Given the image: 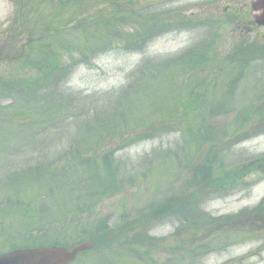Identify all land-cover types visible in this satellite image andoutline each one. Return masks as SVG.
<instances>
[{"label": "rangeland", "instance_id": "obj_1", "mask_svg": "<svg viewBox=\"0 0 264 264\" xmlns=\"http://www.w3.org/2000/svg\"><path fill=\"white\" fill-rule=\"evenodd\" d=\"M230 1L239 10L236 29L247 30L251 35L249 39H252L255 44V36L264 34V28H255L250 24L252 20H250L249 11L253 0H122L123 16L119 28H115L116 32L108 30L105 33L106 35L111 33L112 36L109 39L102 37V42L107 39L106 44L95 55L93 52L95 47L92 48V44L101 42L97 29L108 18L113 17L114 11L106 0H81L86 13H83L80 18L89 21L92 36L97 41L91 42L87 47V53L91 52L92 57L89 61L83 60V64L76 67L66 88L69 89V94L81 93L86 97L84 104L87 105L85 108L80 106L76 116L85 111L88 115L78 117L81 118L79 121L75 119L59 125L67 129L50 138L46 137L47 133L41 134L36 129L35 132L26 136L28 137L26 144L38 141L40 146L45 150L49 149L50 152H53L57 145L61 146L62 149L59 148L61 151L76 145L80 150V156L83 153L88 155L84 156L87 161L91 157L100 160L105 152L108 155L105 158H110L116 166L105 168L99 163L95 173L90 166L81 168L86 173H79L77 168L65 172L67 175L59 173L57 178L60 180H66L69 176L73 178L69 181H60L54 186L55 189L52 188V191L43 193L45 194L41 197L43 203L40 204L42 209L49 207V211L54 213L39 216L40 222L56 223L60 220L65 225L78 223L75 227L81 226L82 232L76 244L90 241L101 231L113 233L114 235L110 237L112 242L121 243V239L127 240L121 253L133 248L142 251L141 253L144 252V254L135 252L130 256L133 261L140 264H151V262L156 264H264V207H258L264 198V77L261 78L264 76V55L260 54L261 56H256L254 60L250 58L251 66L254 68L261 66L260 72L253 77L243 72L244 77L239 80L238 88L229 90L224 86H217L209 94L206 93L208 94L206 98L200 94L202 106L205 110L210 109L212 112H206L197 107L199 97L197 93L205 91L209 81L200 83L204 86L201 90L191 92L190 87L184 88L188 78L179 66L180 59L185 56L183 54L194 49L196 45L205 42H211V45L219 43L224 53L234 46L228 34L230 28H226L225 25L220 26L218 23L214 36L208 31L212 29L208 25L212 20L219 19L225 5ZM20 3L24 4L23 1ZM18 5L19 0H0V33L9 30L11 20L14 21L18 15ZM193 14L198 15L196 19L193 18ZM200 16L204 18L203 25L200 22ZM155 24L157 25L155 34L148 35L138 44L131 43L140 39L137 33L153 28ZM248 26L250 28H247ZM252 28L253 30H248ZM237 30L235 31L239 33ZM72 39L79 41L81 35L77 33ZM6 43V38L2 37L0 49H4L5 52L8 50L4 46ZM12 49L17 51V44ZM62 56L65 61L82 58L78 54L70 56L65 51ZM7 57H10V52ZM97 57L98 59H95ZM165 61L174 62L170 70L171 75L160 79L171 66ZM85 62L87 64L92 62L93 65L89 66ZM149 62L151 65L148 73L143 74L141 81L145 83L150 79L160 80L156 82L157 84L153 82L148 93L144 95L143 89H146L147 85H142L140 89L141 81L136 79V75ZM188 70V76L195 73V70L191 68ZM35 74L33 70L20 64H0L1 80L24 78V76L33 78ZM194 85H197L195 81L192 82L191 87ZM118 92H127V96L134 92L136 95L128 96L123 105L128 113V116L124 114V117L133 126V130L125 133L124 143H121V134L110 133L108 137L105 129H103L105 132L101 134L89 132L87 139L83 141L80 139L82 143H79L80 126L87 127L93 123L99 127L100 122L114 115V112L118 119L121 118V104L118 103L116 108H112L109 101L103 97V95ZM254 95L259 97L258 101ZM242 96L247 102L241 107L238 104ZM253 99L255 104L251 108L249 104ZM2 102L7 103L6 100ZM107 104L111 107L109 114L101 110ZM236 107L237 109L245 108L249 114V121L239 127L234 124L237 113L232 109ZM117 108H120L119 113ZM246 110L239 111V114ZM11 111V109H8L7 113L0 111L1 130L16 132L25 126H33L35 122L33 118L40 120L38 113L34 111L29 123L21 124L16 120L5 121L8 112ZM64 111L68 112L66 106L61 112ZM169 111L170 113H167ZM142 119H148L150 122L142 125ZM160 119L163 120L160 122ZM194 119L201 134L208 139L205 140L202 150L197 155L193 153L196 157L190 158V144H188L187 136L189 130L185 129L182 132L181 128H187L188 123ZM74 121L80 126H76ZM109 124H112L110 119ZM68 129L73 130L74 133L69 132ZM70 138L75 139L74 145L69 146L73 141L62 143L63 139ZM208 140L211 142L207 144ZM99 141L105 144L96 147ZM54 145L56 146L53 147ZM8 155L7 163L5 158L0 157V201L2 196L9 192L6 190L23 187L24 179L29 184L44 181V178L38 175L27 177V171H23L30 165L40 164L36 160L40 155L43 156L42 153H38L35 149L31 152L30 147H25L21 153L17 151ZM161 155H169V158ZM216 155L219 162L223 163L225 171L222 174L219 172L218 175H213V178L205 179L208 180L206 182H203L202 176L196 180L194 173L207 169L212 163L208 158H216ZM158 156L161 157L158 159L156 158ZM57 163L53 162V164ZM116 168L121 172L115 173ZM140 168L150 170L146 179H142L140 172L137 171ZM2 170L16 173V176L5 175L6 173H2ZM122 170L124 173L135 176V180L126 178V187L123 190L119 187V191L111 195L109 193L113 192L117 182L121 181ZM43 186L44 184H41L42 188ZM88 191H99L105 194ZM23 192V189L19 191V188L18 191H12V198H15L14 196L18 193L20 196ZM35 193L36 190H29L28 195L41 196L39 192ZM102 197V200L95 203L96 199ZM152 201L158 204L162 211V214H157L158 217L148 213L143 214L147 209H144L145 205ZM61 204L73 206L61 210ZM77 204L79 205L75 206ZM7 207L2 210L10 213L7 215L15 217V213L10 210L11 207L6 210ZM58 210L64 211L62 215L59 214L64 217L61 219L57 216L56 220L55 214ZM181 210L184 214L180 215V219L185 220V222L180 221L183 226L182 232L178 230L177 221L170 218L175 211ZM207 216H211L216 222L214 223L210 218L207 219ZM227 216L233 219L228 220ZM204 219L207 220L203 221ZM83 220L86 222L85 225ZM144 236L156 241V245L151 246L149 245L151 243H148L136 248L134 244ZM112 242L110 241L109 244ZM195 250H201L204 253L196 255ZM119 251L118 247L112 246L106 251L104 257L109 256L111 258L108 260L113 261ZM100 252H102L101 248L87 255L81 254L72 264H89L90 260L95 261L96 256L100 257ZM188 253L189 257H187ZM98 258L96 260H99ZM105 264H120V262L113 261Z\"/></svg>", "mask_w": 264, "mask_h": 264}, {"label": "trees", "instance_id": "obj_2", "mask_svg": "<svg viewBox=\"0 0 264 264\" xmlns=\"http://www.w3.org/2000/svg\"><path fill=\"white\" fill-rule=\"evenodd\" d=\"M20 1H23L24 4H21ZM106 1L109 7H111L112 11H114V15L113 17L108 18L107 21L101 24L97 29L98 34H100L101 42H96V38L92 36V27L90 26L89 21L85 19L82 20L80 18L83 13H86L83 8L84 4L81 3V0H19V5L17 6L19 12L16 19L14 21L13 19L11 20L12 22L11 24H9L8 31H3L2 33H0V40L2 37H5L7 43L6 45L4 44V46L8 48L7 52H5L4 49H0V64L16 63L28 68L29 70H33V72L36 73L35 77L33 78H25L24 76V78L0 79V111L7 113L8 109L12 110L11 112H8V116L5 121L16 120L21 124L29 123L31 122V117L34 111L38 113L37 116H39L38 119H40L37 120L36 118H33V121H35L33 126H25L16 132L6 131L4 129L1 130L2 128H0V157L5 158L7 163L9 161V153H17V151L18 153H21L22 151H24L25 147H30L31 152H33V150L35 149L38 153L40 152L43 154V156L40 155L36 160V162H39L40 164L36 166L30 165L29 167L24 168L23 171H27V177L38 175L44 178V181L42 183L38 182L35 184H29L28 182H26V179H24L23 187H15L13 190H6L9 192H7L5 196H2V200L0 201V255L12 253L18 250H29L50 246L72 249L82 244H90L92 245V249L89 250L91 252L87 251L82 255H87L88 253H92V251L98 250L100 248L102 252H100L99 258L96 256L95 261L94 259H92L90 260L89 264H105L113 261H119L121 264V258L123 259V262L125 264H140L136 261H133L130 256L135 252L141 253L142 251L133 248L131 250L128 249L127 251H124L125 253H121L123 252L122 248L127 244V240L121 239V243L112 242L113 240H111L110 237L113 233L109 234L101 231L98 234L94 235L90 241L83 243L79 242V244H76V240L80 237L82 232L81 226L79 228L75 227L76 225H78V223L65 225L62 224L63 221L60 220L56 223H53L51 221H39V216H47L48 214L54 213L52 211H49V207L46 209H42V205L40 204L43 203L41 198L42 195H45L43 193H48V191H52L53 189H55L54 186L59 184L60 181H69L73 178L69 176V178H67L66 180H60L57 178L58 174L64 173V175H67L65 172L74 168H77L79 173H86L83 171V169H81L83 166L93 167L95 173L98 170L99 163H101V165L105 168H112V166L114 168L116 165L111 162V159L105 158L106 156H108L107 153L104 152V156L100 158V160H95L93 157H91L87 161L84 156L88 155L83 153L80 156V150L77 149L76 145L75 147H71L67 150L62 151L60 145H54L53 147L56 146L55 149L53 150V152H50L49 149L45 150L42 146H40V143H38V141L26 144V141L28 140V137L26 136L35 132L36 129H38L41 134L47 133L46 137L50 138L52 135L56 133L59 134L63 130L67 129L66 127H60L59 125L66 123V121H73L75 119H78L77 121H79L81 118L78 117L88 115V112L85 111L76 116V111L80 108V106L85 108V105H87L84 104L86 97L81 93L69 94V89L66 88V85L68 84L71 76L74 74L76 67L80 64H83V60L89 61V59L92 57L91 52L87 53V47L89 46V44L94 41L96 42L95 44H92V48L95 47L93 52L96 55V53L100 52L106 44L107 39L102 42V37L104 36L109 39L112 36L111 33H108L107 35L105 33L108 32V30L115 31V28H119V24L122 21L121 17L123 16V13L121 11L122 0ZM232 13L233 14H231V16L235 17L236 15H239V10H236L235 12L232 11ZM229 21L231 22L232 19H230ZM53 27H55V29L57 30L55 31V29H52ZM156 29L157 25L155 24L153 28H147L142 33H137L140 39H136L131 43L138 44L139 41L145 40L148 35L155 34ZM77 33L81 35V39L79 41H74L72 38ZM242 42L246 43L248 41L246 40ZM16 44L18 49L17 51H14L12 48ZM63 50L70 56L78 54L82 58L79 60L71 59L70 61H65L64 57L62 56L64 54ZM8 52H10V57H7ZM260 54L264 55V45H261L260 47H258V49H255L252 45H245V47L242 45H238L233 48L232 52L227 58L225 57L219 59L217 53H215V51L212 49L211 42H205V44L187 51L185 54H183L185 56L180 59L179 66L182 70L185 71L188 78V81L186 82L184 88L190 87L191 92L196 90L199 91L202 89V87H204L200 83L208 80V88L205 89V91L203 90L200 93H197L199 94V97L197 101L198 106H196L206 112L211 111L210 109L205 110V108L202 106L203 101L200 99V94L204 98H206L210 91H212L217 86H224L229 90L238 88L240 85L239 80H242L244 77L243 72L246 73L245 75L249 73L252 64V61H249L250 58H253L254 60L256 56H259ZM151 62H149L147 65H144V68L142 70H139V73L137 72L136 79L138 81H141L144 73H148V68L151 65ZM165 62L169 63L171 66L169 67V70L165 72L162 77H160V79H162L166 75H171L170 70L173 67L174 62ZM91 63L86 64L91 66ZM188 68L195 70V73H193L192 76H188ZM158 80L150 79L145 83L141 81L140 89H142V85H147V88L143 89L144 95L148 93L150 85L154 84L153 82L157 84L156 82ZM194 81L197 85L191 87V84ZM136 91L139 90L136 89ZM207 92L208 94H206ZM128 96L135 97L136 95L133 92L131 94H128ZM128 96L127 92L111 93L105 96L103 95V97H105L109 101V104L112 108H116L118 103L121 104V118L119 119L114 112V115H111L110 117L100 122L101 124L99 125V127H96V124L93 125V123L88 125L87 127H85L86 125L80 126L76 125L74 121V124L76 126H80L81 128V131L78 132V135L81 136L78 142L82 143L83 140L87 139V134L89 132L93 131L94 134H101L106 131L105 133L106 135H108V137L110 133H112L113 135L121 134V143H124L123 137L125 133L127 134L129 130H133L132 123H130V121H127L124 117V114L128 116L127 111L124 110L125 106H123L125 100L128 99ZM254 96L258 101L259 97H257L256 95ZM255 99L250 101L249 107H253V105L255 104L253 103ZM4 100H6L7 103H3L2 101ZM246 102V99H244V97L242 96L238 105L242 107L246 104ZM65 106L66 110L71 113L65 111L61 112L63 111ZM111 107H109V105L107 104L101 110H104L105 114H109L111 112ZM1 108L6 109L4 110ZM119 109L120 108H117L118 113ZM232 110H235L237 113V117L234 121V124L237 127L249 121V114L247 113V110L245 108L237 109L236 107ZM242 110L246 111L239 114V111ZM170 111L167 113H170ZM82 119L86 121L85 118ZM109 119L112 124H109ZM162 120L163 119H160V122ZM236 121H238V123H236ZM149 122L150 120L148 119L141 120L142 125H146ZM1 123L2 121L0 118V124ZM197 126V122L194 119L188 123L187 128H181L182 132L185 129L189 130V133L187 134V136L189 137V141H187L188 144H190L189 153L192 155H189L190 158L196 157L193 156V153L195 152V155H197L202 150L205 140L208 139L204 138L205 136L201 134V130H199ZM103 129H105V131H103ZM68 131L74 133V131L71 129H68ZM16 133L24 135L20 136ZM8 135L10 136L7 137ZM110 137H112V135ZM80 139H82L81 142ZM74 140V138L63 139L62 143L73 141L69 145L72 146L75 144ZM210 142L211 140H208L207 144ZM21 143H23V145H21ZM103 144H105V142L96 143V147H100ZM210 151H213V149H210ZM161 156H167V158H169V155ZM161 156H158L156 158L159 159V157ZM190 158L187 160L188 164ZM208 159L212 162L211 165L207 169H204L202 171H199L198 169L199 172L194 173L196 180L201 178L202 176L203 182H206L208 180L205 179L213 178V175H218L219 172H221L220 174H222L225 171L224 166H222L223 163L219 162V160L217 159V155L216 158L213 157L211 159ZM53 162L58 163L53 164ZM93 169L91 171H93ZM137 171L140 172L142 179H146L149 175L148 173L150 172V170L142 168L138 169ZM116 172L121 171L116 168L115 173ZM2 173H6L5 175L9 176H16V173L13 174L12 172L6 170H2ZM129 175L131 174L124 173L123 171V173L121 174V181L117 182V184L115 185V190L109 194L113 195L114 193L118 192L119 187H121V190H123L126 187V178L132 181L135 180V176ZM41 184H44L43 188L41 187ZM18 188L19 191L23 189L24 192L20 194V196H18V193L16 196H14L15 198H12L13 194L11 192H14L16 190L18 191ZM29 190H36V193L39 192L41 196L32 197L28 195ZM95 192L100 193L99 191ZM102 199L103 197L96 199L95 201L97 203ZM78 205L79 204L75 206ZM6 206H8L6 210H9L11 207L10 210L15 213V217L7 215L10 213L8 211L2 210H5ZM71 206L73 205L69 206L61 204L60 208L61 210H63ZM262 207H264V200L260 204L259 208ZM144 209L146 210L143 214L148 213L149 215L155 217H158L157 214H162L159 205L154 203L153 201L148 205L146 204ZM63 212L64 211L59 210L56 211V220L57 216H59V218L61 219L64 217L59 215ZM183 214L184 212L181 210L179 212L175 211L170 216L171 219H175L177 221L179 225L178 230L180 232L183 231V226L180 223V221L182 220L180 219V215ZM207 217V219H212L214 223L216 222L215 219H213L211 216ZM226 218L228 220L233 219L231 216H227ZM207 219H204L203 221H206ZM189 220L190 219H188V221ZM182 221L185 222V220ZM85 224L86 222L83 220V225ZM110 241L112 242L111 244H109ZM148 243H151L149 244L151 246L156 245V241L150 240L146 236H144V238L142 239H139V242L134 245L136 246V248H139V245L144 246V244ZM112 246L118 247L120 251L115 255L114 260L110 261L108 260V258L111 257H104V254L106 253V251L110 250ZM199 253L204 252L201 250L194 251V254L196 255H198ZM141 254H144V252ZM189 256L190 254L188 253L187 257ZM96 258H98L99 260H96ZM77 259L78 257L76 258V260ZM151 264H156V262H151Z\"/></svg>", "mask_w": 264, "mask_h": 264}, {"label": "water", "instance_id": "obj_3", "mask_svg": "<svg viewBox=\"0 0 264 264\" xmlns=\"http://www.w3.org/2000/svg\"><path fill=\"white\" fill-rule=\"evenodd\" d=\"M256 23L264 26V0H256L252 3ZM88 249L87 246L68 252L60 248L35 249L16 251L10 255L0 257V264H69L76 255Z\"/></svg>", "mask_w": 264, "mask_h": 264}]
</instances>
